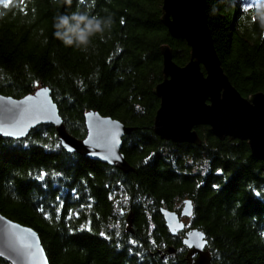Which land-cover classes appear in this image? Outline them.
Listing matches in <instances>:
<instances>
[{"label": "trees", "instance_id": "trees-1", "mask_svg": "<svg viewBox=\"0 0 264 264\" xmlns=\"http://www.w3.org/2000/svg\"><path fill=\"white\" fill-rule=\"evenodd\" d=\"M205 1L232 85L244 98L264 93V29L253 15L261 0ZM90 5L0 0V94L22 99L50 88L67 131L78 139L86 137L88 111L121 121L133 128L122 149L133 171L66 152L52 125L24 140L0 137V213L40 235L50 264H188L182 239L191 229L205 233L212 264H264V161L247 142L220 141L207 126L196 128L201 146L154 133L160 106L154 89L164 80L161 48L169 46L179 66L191 56L186 41L163 25V0ZM77 6L115 21L88 52L52 35L53 18ZM185 200L194 215L173 236L160 210L180 213ZM0 264L10 263L0 258Z\"/></svg>", "mask_w": 264, "mask_h": 264}, {"label": "water", "instance_id": "water-1", "mask_svg": "<svg viewBox=\"0 0 264 264\" xmlns=\"http://www.w3.org/2000/svg\"><path fill=\"white\" fill-rule=\"evenodd\" d=\"M162 12L163 25L171 37L186 41L191 56L187 65L179 66L172 49L161 48L164 80L154 89L160 100L154 133L163 141L201 146L196 128L207 126L220 141L247 142L253 156L264 161V93L244 98L225 74L208 25L206 1L163 0ZM84 119L87 134L78 139L67 131L50 88L42 87L22 99L0 94V137L24 140L37 127L52 125L66 152L125 174L132 172L122 149L133 128L98 111H88ZM160 212L170 234L177 236L186 229L183 218L193 217L194 206L185 200L180 213L165 208ZM127 223L128 231L133 232L132 213ZM182 244L188 264H212L205 233L188 230ZM167 251L173 255L176 249ZM0 258L10 264H50L40 235L1 213Z\"/></svg>", "mask_w": 264, "mask_h": 264}, {"label": "clouds", "instance_id": "clouds-1", "mask_svg": "<svg viewBox=\"0 0 264 264\" xmlns=\"http://www.w3.org/2000/svg\"><path fill=\"white\" fill-rule=\"evenodd\" d=\"M53 2L55 3L57 0H53ZM59 2L71 8L73 0H59ZM83 2L84 0H81V3ZM94 4L95 0H92V5L89 8ZM89 8L81 9L77 6L76 10L58 13L53 18V37L65 47L75 48L83 52H88L97 36L101 40L105 39V34L110 33L114 25L113 17L111 15L101 16L98 13L93 14ZM253 15L259 20L260 28L264 29V0H261L257 5ZM43 31L41 29V34ZM43 43H48L47 37Z\"/></svg>", "mask_w": 264, "mask_h": 264}, {"label": "snow or ice", "instance_id": "snow-or-ice-1", "mask_svg": "<svg viewBox=\"0 0 264 264\" xmlns=\"http://www.w3.org/2000/svg\"><path fill=\"white\" fill-rule=\"evenodd\" d=\"M5 6H8V5H5ZM251 7H252V5H250V4H246V5L244 6V11H245V12H248L249 9H250ZM106 134H110V133H106ZM69 150H70V149H69ZM44 175H47V174H46V173H45V174H42L41 178H43ZM257 195H259V193H257ZM101 235H104V234L102 233ZM132 243L135 244L136 242H135V241H132Z\"/></svg>", "mask_w": 264, "mask_h": 264}, {"label": "rangeland", "instance_id": "rangeland-1", "mask_svg": "<svg viewBox=\"0 0 264 264\" xmlns=\"http://www.w3.org/2000/svg\"><path fill=\"white\" fill-rule=\"evenodd\" d=\"M247 1L254 2L255 0H247ZM190 219L191 218H186V219L183 218V221H184L186 227H189L190 226Z\"/></svg>", "mask_w": 264, "mask_h": 264}, {"label": "flooded vegetation", "instance_id": "flooded-vegetation-1", "mask_svg": "<svg viewBox=\"0 0 264 264\" xmlns=\"http://www.w3.org/2000/svg\"><path fill=\"white\" fill-rule=\"evenodd\" d=\"M186 219V218H185Z\"/></svg>", "mask_w": 264, "mask_h": 264}]
</instances>
